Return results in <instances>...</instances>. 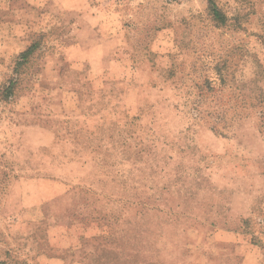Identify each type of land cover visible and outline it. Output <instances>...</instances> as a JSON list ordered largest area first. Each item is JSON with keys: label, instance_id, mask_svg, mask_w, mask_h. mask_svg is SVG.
Masks as SVG:
<instances>
[{"label": "rangeland", "instance_id": "obj_1", "mask_svg": "<svg viewBox=\"0 0 264 264\" xmlns=\"http://www.w3.org/2000/svg\"><path fill=\"white\" fill-rule=\"evenodd\" d=\"M0 264H264V0H0Z\"/></svg>", "mask_w": 264, "mask_h": 264}, {"label": "trees", "instance_id": "obj_2", "mask_svg": "<svg viewBox=\"0 0 264 264\" xmlns=\"http://www.w3.org/2000/svg\"><path fill=\"white\" fill-rule=\"evenodd\" d=\"M210 10L212 12L214 19L218 20L219 22H224V16L219 11L217 6L212 2H210ZM36 48H37V44L32 43L24 51H22L18 56L17 65L21 66L22 64L26 63L29 60V58L32 57V55L34 54ZM14 85H15V81L11 80L8 83V85H6L3 88V92H2L4 95L3 98L6 99L9 96H11Z\"/></svg>", "mask_w": 264, "mask_h": 264}]
</instances>
